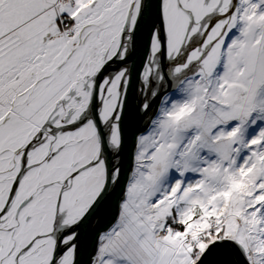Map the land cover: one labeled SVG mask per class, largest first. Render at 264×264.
Here are the masks:
<instances>
[{
	"label": "snow or ice",
	"instance_id": "6c2138e0",
	"mask_svg": "<svg viewBox=\"0 0 264 264\" xmlns=\"http://www.w3.org/2000/svg\"><path fill=\"white\" fill-rule=\"evenodd\" d=\"M0 264H264V0H0Z\"/></svg>",
	"mask_w": 264,
	"mask_h": 264
}]
</instances>
